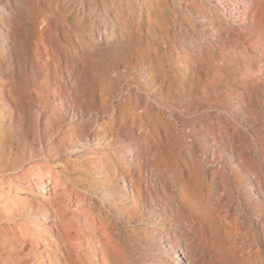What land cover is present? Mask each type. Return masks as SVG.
Here are the masks:
<instances>
[{
  "label": "rangeland",
  "instance_id": "rangeland-1",
  "mask_svg": "<svg viewBox=\"0 0 264 264\" xmlns=\"http://www.w3.org/2000/svg\"><path fill=\"white\" fill-rule=\"evenodd\" d=\"M41 1L0 28V264H264V0H113L81 44Z\"/></svg>",
  "mask_w": 264,
  "mask_h": 264
},
{
  "label": "bare ground",
  "instance_id": "bare-ground-1",
  "mask_svg": "<svg viewBox=\"0 0 264 264\" xmlns=\"http://www.w3.org/2000/svg\"><path fill=\"white\" fill-rule=\"evenodd\" d=\"M17 0H0V28H3L4 30H7L6 24L4 22V14L9 13V10L11 9V7L16 3ZM115 1V0H114ZM118 1V0H117ZM129 1V0H128ZM127 1V2H128ZM131 1V0H130ZM134 1V0H133ZM138 1V0H137ZM141 0H139L137 3H139ZM198 6H200L202 9L206 10V11H211V1L214 3L213 9H218V10H223L227 16L231 17L232 19H239V16L241 14H243V12H239V10L237 9V5L235 4L234 1H240L242 4V11H250V9L247 7V5L245 4L246 1L245 0H196ZM113 2V0H42L40 3V11L42 14H44L46 11H48L50 14H53L52 16H56L57 20L59 18V20L65 22V26H68L73 33V36H75V40L81 44L84 41H86L87 39H92L94 38V32L98 31L99 33H101V30L99 28V26H103V28H105V25L110 26V33H106L108 30L107 28L103 29L104 31H106L105 33L111 34L116 32L115 30H121L122 28L119 27V24H117L116 22L113 21V19L111 17H104L102 19H97L95 13L97 14L96 8L99 5H105V4H109ZM151 2V1H150ZM129 3V2H128ZM127 3V4H128ZM149 3V2H148ZM196 3V2H194ZM143 4V3H142ZM38 5V4H37ZM134 5V4H133ZM160 5V4H159ZM106 6V5H105ZM108 6V5H107ZM128 6V5H127ZM130 6V5H129ZM110 7V6H108ZM122 7V6H121ZM124 7V6H123ZM118 8V7H117ZM142 8V7H139ZM138 8V9H139ZM164 8V7H163ZM163 8H161L159 11H146V15L147 18L143 19V16L140 15V19L142 21H147V23L149 25H154L155 23H158V25H160V28L166 27V25L168 24L166 22L167 19H165V15L163 12ZM124 9V8H123ZM143 9V8H142ZM159 9V8H158ZM105 10V9H104ZM112 10V9H110ZM96 11V12H95ZM123 11V10H121ZM129 11V10H128ZM205 11V12H206ZM99 12V11H98ZM101 12V11H100ZM99 12V13H100ZM107 12V11H106ZM130 12V11H129ZM167 12V11H166ZM213 12V11H212ZM211 12V14H212ZM171 13V12H170ZM169 13V14H170ZM204 13V12H203ZM128 14V13H125ZM141 14V13H140ZM208 14V13H207ZM98 15V14H97ZM107 15V14H106ZM110 15V14H109ZM105 16V15H104ZM125 16V15H123ZM122 16V17H123ZM128 16V15H127ZM126 16V17H127ZM169 16V15H168ZM209 16V15H208ZM222 17V19H225L224 15H220ZM98 17V16H97ZM114 17V16H113ZM136 17V16H135ZM99 18V17H98ZM138 18V17H137ZM210 18L212 19L213 17L210 16ZM55 19V18H54ZM252 19V18H251ZM56 20V19H55ZM253 20V19H252ZM125 21V20H124ZM138 21V20H137ZM168 21V20H167ZM139 22V21H138ZM60 23V22H59ZM101 25H100V24ZM140 23V22H139ZM60 26V24H59ZM67 27V28H68ZM124 27V26H123ZM62 29V28H61ZM66 29V28H65ZM169 29V28H168ZM167 29V30H168ZM79 30L81 32H79ZM102 30V31H103ZM166 30V32H167ZM63 32V31H62ZM66 32V31H65ZM64 32V33H65ZM104 33V34H105ZM127 33V32H126ZM115 34V33H114ZM111 34V37L112 35ZM98 35V34H97ZM163 35V34H162ZM105 36V35H104ZM109 36V35H108ZM5 38H7V36L4 35ZM103 37V35H102ZM107 37V36H106ZM105 37V38H106ZM114 37H117L116 34ZM123 38V37H122ZM112 39V38H111ZM114 39V38H113ZM130 39V38H129ZM72 40V39H70ZM108 40V38H107ZM118 41V40H117ZM73 42V41H72ZM117 43V42H115ZM119 43V42H118ZM97 44V43H96ZM171 46V45H170ZM172 49V48H171ZM124 50V49H123ZM142 50V49H141ZM139 50L137 52H133L134 56L135 54H140L142 53V51ZM170 50V49H169ZM173 51V50H172ZM171 53V52H170ZM133 56V55H132ZM82 59V58H81ZM132 59L131 57H129L128 60V64L131 66L132 65ZM168 78V77H167ZM66 107L68 108V114L70 116H78V114L75 111V106L71 103H67ZM92 137L94 136H99V137H94V141L93 142H99L102 143L101 145H103L104 143L106 144H110V142H108L107 138L109 137L107 135V133L105 131L103 132H92ZM71 142L73 144V146H75L74 148H76L74 155L79 156L83 151V146L90 144V142H87V137L84 134L81 133H76L74 136H72L71 138ZM88 146V145H87ZM13 182V181H10ZM127 182V181H125ZM14 183V182H13ZM13 183H10L9 186H7V190L8 192L15 196L17 195L19 197V195H23L25 197H35V193H34V189L32 187H29V185H24L23 183H21V185L19 186V188L17 187V185H13ZM15 184V183H14ZM17 184V183H16ZM42 183L40 184L39 187H41ZM24 186V188H23ZM38 187V191L41 189ZM5 189V187H4ZM194 191V190H193ZM7 192V191H6ZM195 195V194H194ZM16 197V198H18ZM9 198V197H8ZM37 198V197H36ZM204 200V198H203ZM12 201V200H11ZM14 201V200H13ZM201 201V199H200ZM4 202V201H3ZM205 202V201H204ZM7 203V202H6ZM13 203V202H12ZM202 204V203H201ZM206 205V204H205ZM18 206V205H17ZM204 206V203H203ZM13 207V206H11ZM15 207V204H14ZM13 207V208H14ZM19 207V206H18ZM206 208V207H205ZM209 210V209H208ZM34 212V211H33ZM32 212V213H33ZM32 218H35L36 220L40 218L44 217V214L40 211L39 209L36 211V213H34L33 215H30ZM41 220V219H39ZM33 222V221H32ZM40 222V221H39ZM44 222V221H42ZM35 223V222H34ZM38 223V222H37ZM46 223V222H45ZM17 229H15L14 227L10 226L9 229H0V237H9L10 239L13 238L16 242V244L20 243L21 240L23 241H32L30 236H24L21 238V236L17 235ZM27 234V232H25ZM25 233H23V235H25ZM33 238V237H32ZM36 239V238H34ZM161 240V239H160ZM31 243V242H30ZM165 243L168 244L167 241H165ZM31 245V244H30ZM6 245H3L0 241V259L3 257L2 254V250L5 248ZM170 246V245H169ZM173 246V245H171ZM175 246V245H174ZM176 247V246H175ZM14 248V247H13ZM177 249V247H176ZM34 250V249H33ZM32 250V251H33ZM175 250V249H174ZM179 250V249H178ZM10 252V251H9ZM6 253V252H5ZM8 253V252H7ZM182 253V252H181ZM9 254V253H8ZM6 254V256H10V254L8 255ZM177 255V254H176ZM50 256V255H49ZM49 258V257H48ZM183 258V257H182ZM186 259V258H185ZM48 261V260H47ZM50 261V260H49ZM45 262V261H44ZM51 262V261H50ZM49 262V263H50Z\"/></svg>",
  "mask_w": 264,
  "mask_h": 264
}]
</instances>
